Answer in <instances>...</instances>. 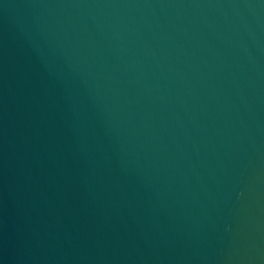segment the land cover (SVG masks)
I'll list each match as a JSON object with an SVG mask.
<instances>
[{
  "label": "water",
  "instance_id": "water-1",
  "mask_svg": "<svg viewBox=\"0 0 264 264\" xmlns=\"http://www.w3.org/2000/svg\"><path fill=\"white\" fill-rule=\"evenodd\" d=\"M0 264H264V0H0Z\"/></svg>",
  "mask_w": 264,
  "mask_h": 264
}]
</instances>
